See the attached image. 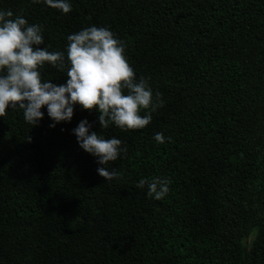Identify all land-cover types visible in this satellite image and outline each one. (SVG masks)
Returning <instances> with one entry per match:
<instances>
[{"label": "trees", "instance_id": "16d2710c", "mask_svg": "<svg viewBox=\"0 0 264 264\" xmlns=\"http://www.w3.org/2000/svg\"><path fill=\"white\" fill-rule=\"evenodd\" d=\"M67 2L68 14L44 0H0V10L39 24L40 47L66 62L69 35L107 28L164 105L127 131L101 129L98 109L80 105L60 123L45 106L34 127L9 108L0 117V264H264V0ZM40 71L66 83L67 69ZM82 120L127 149L106 166L119 178L105 181L98 157L79 147ZM153 177L171 181L161 200L136 187Z\"/></svg>", "mask_w": 264, "mask_h": 264}, {"label": "clouds", "instance_id": "9594fccd", "mask_svg": "<svg viewBox=\"0 0 264 264\" xmlns=\"http://www.w3.org/2000/svg\"><path fill=\"white\" fill-rule=\"evenodd\" d=\"M44 3L63 14L72 11L67 0H44ZM67 41L66 62L64 52L40 47L44 39L39 24L30 25L11 10H0V117L6 116L9 108L19 109L25 121L34 127L44 118L41 109L46 106L51 120L70 122L74 106L80 105L88 111L98 109L101 129L110 124L124 131L149 125L151 112L163 107L164 102L159 93L154 102L146 79L137 81L124 54L123 42L107 28L96 26L69 35ZM46 63L60 71L67 69L65 84L42 80L40 69ZM50 127H55V123ZM90 128L89 122L82 120L73 129L79 147L98 157L97 163L103 167L97 172L105 181L119 178V172L106 166L126 154L127 149L119 139H106L96 131L90 132ZM154 139L162 144L166 138L156 133ZM170 183L166 177L143 178L136 187L147 186V195L161 200L169 192Z\"/></svg>", "mask_w": 264, "mask_h": 264}]
</instances>
